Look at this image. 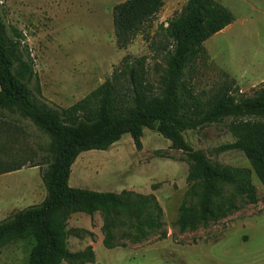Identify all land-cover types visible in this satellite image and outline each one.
I'll list each match as a JSON object with an SVG mask.
<instances>
[{
  "label": "rangeland",
  "instance_id": "374dc122",
  "mask_svg": "<svg viewBox=\"0 0 264 264\" xmlns=\"http://www.w3.org/2000/svg\"><path fill=\"white\" fill-rule=\"evenodd\" d=\"M124 1L0 0L8 39L20 41L25 59L39 77L40 101L54 108L76 104L109 79L128 55L146 58L148 81L162 91L160 80L167 72L163 55L152 51L144 36L124 50L116 45L113 8ZM187 1L165 0L151 32L161 24L167 26ZM223 4L233 12L235 22L205 42L207 58L199 61L191 83L198 95L208 98L227 80L225 73L236 80L239 98L251 97L264 81V16L250 17L247 7ZM1 121L18 123L24 132L11 144L16 153L4 154L3 162L9 167L26 166L0 175V221L45 199L42 170L49 162L51 143L16 110H0ZM232 121V117L224 118L184 134L211 164L238 176L237 184H218L216 220L207 224L200 220L197 193L202 187L200 182L188 181L187 155L173 149L157 131L146 129L142 150L126 134L107 151L83 152L72 167L69 183L99 192L154 196L162 217L156 219V211L147 209L141 224L124 211L109 216L101 211L74 213L66 227L68 250L80 253L90 248L100 264H264V184L243 152L221 150L235 141ZM5 141L2 137L1 142ZM238 186H253L257 203L250 204L247 196L238 193ZM182 206L196 223L186 230L180 226ZM105 242L114 248L108 249ZM34 246L32 238L10 243L0 250V264H29ZM61 264L89 263L64 260Z\"/></svg>",
  "mask_w": 264,
  "mask_h": 264
},
{
  "label": "trees",
  "instance_id": "16d2710c",
  "mask_svg": "<svg viewBox=\"0 0 264 264\" xmlns=\"http://www.w3.org/2000/svg\"><path fill=\"white\" fill-rule=\"evenodd\" d=\"M164 6L165 0H125L113 8L119 49H127L139 36H144L151 50L165 58L167 72L160 80L162 91L158 92L148 81L146 58L128 55L109 79L68 108H54L40 101L42 90L34 66L25 59L20 41L8 39L0 17V110L18 111L51 141L49 162L42 170L46 197L42 203L0 221V250L14 241L32 238L35 246L29 264H61L64 260L94 264L96 257L92 249L80 253L68 250L66 227L72 214L101 211L109 216L124 211L143 224L144 212L153 209L156 219L161 218L163 210L154 196L134 197L126 196V192L117 194L70 186L72 167L83 152L107 151L126 134L142 150L145 130L157 131L171 142L173 149L187 155L188 181L200 182L202 187L197 195L199 216L204 224L216 220L218 184H237L238 176L226 167L214 166L203 152L194 150L184 136L186 131L232 117L230 129L235 141L221 150L243 152L264 184V81L254 96L239 98L236 80L224 73L227 80L206 98L195 92L190 78L197 71L199 61L207 58L205 42L233 24V12L218 0H188L167 26L161 24L152 33ZM8 122H0V175L26 166L21 163L9 167L2 160L4 154L16 153L11 144L19 138L13 133L23 130ZM2 137L5 143L1 142ZM157 154L166 157L161 151ZM39 166L30 164V167ZM237 191L247 196L250 204L257 203L253 186H238ZM181 211V229L194 227L196 223L190 211L185 206ZM105 244L108 249L114 248Z\"/></svg>",
  "mask_w": 264,
  "mask_h": 264
},
{
  "label": "crops",
  "instance_id": "0c3cea01",
  "mask_svg": "<svg viewBox=\"0 0 264 264\" xmlns=\"http://www.w3.org/2000/svg\"><path fill=\"white\" fill-rule=\"evenodd\" d=\"M221 1H223L222 3H226L228 6H230L232 8L235 7L236 5L244 7V8L247 7V9L249 10L248 12L250 13L249 14L250 17H254L258 14H260L261 16H264V0H221ZM230 26H228L226 29H228ZM226 29L223 31H226ZM9 124H11V126H13L15 128L16 127L19 128L18 123L16 125L15 123L8 122V125ZM13 135L18 138V137L24 135V132H23V130L22 131L17 130L16 132L13 133ZM6 152H10V150H7ZM95 257H96V262L94 264H100L96 253H95ZM89 264H91V263H89Z\"/></svg>",
  "mask_w": 264,
  "mask_h": 264
}]
</instances>
